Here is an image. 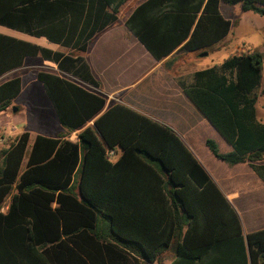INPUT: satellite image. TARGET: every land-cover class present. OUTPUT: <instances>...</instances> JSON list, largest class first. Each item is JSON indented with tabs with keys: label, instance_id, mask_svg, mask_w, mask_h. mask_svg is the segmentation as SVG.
<instances>
[{
	"label": "trees",
	"instance_id": "obj_1",
	"mask_svg": "<svg viewBox=\"0 0 264 264\" xmlns=\"http://www.w3.org/2000/svg\"><path fill=\"white\" fill-rule=\"evenodd\" d=\"M127 1L0 0V25L71 50L0 33V78L39 56L100 89L76 52ZM222 2L264 16V0H146L126 25L157 60L181 45L201 52L232 31ZM263 65L260 51L233 54L183 88L232 146L224 153L208 139L214 156L247 163L264 182ZM35 77L68 132L31 142L25 131L0 149V264H166L169 254V264H264V228L244 233L235 206L172 128L120 103L107 107L102 93L58 72ZM22 89L21 77L0 83V112Z\"/></svg>",
	"mask_w": 264,
	"mask_h": 264
},
{
	"label": "crops",
	"instance_id": "obj_2",
	"mask_svg": "<svg viewBox=\"0 0 264 264\" xmlns=\"http://www.w3.org/2000/svg\"><path fill=\"white\" fill-rule=\"evenodd\" d=\"M144 1L146 0H128L121 7L118 20L94 37L87 52L80 53L89 63L96 79L100 81L101 88L97 89L88 83L81 82L87 84L83 85L91 91L102 93L107 99V107L120 103L172 128L235 205L242 220L244 233L248 234L264 228V219L258 215L264 210V202L260 200L261 205L257 207L251 206L250 203H243L242 199L246 201L247 197L254 193V189L244 183L248 178H255L257 188L263 193L264 182L247 163L231 167L214 156L207 146L208 139L215 140L224 153L232 151V146L184 91L183 84H190L194 73L204 69L202 65H199L203 51H182L179 50L181 45L162 60H157L126 25L128 17ZM0 33L65 52L60 49L63 46L50 42L46 37L31 36L2 25H0ZM232 33L233 31L214 47H217L218 51L222 50ZM46 40L54 44L55 48L46 44ZM38 57H27L23 66L7 72L0 79L5 78L3 80L5 81L21 77L24 85V76L21 72L34 69V62L41 63V67H49L52 71H59L54 62L44 59L40 61ZM58 73L62 74L60 71ZM65 74L62 75L70 78L68 76L70 74ZM119 154L118 152L111 155V159L116 160ZM7 202L1 209L3 212L7 211L10 199ZM249 209H253L255 213L251 223L247 221Z\"/></svg>",
	"mask_w": 264,
	"mask_h": 264
},
{
	"label": "rangeland",
	"instance_id": "obj_3",
	"mask_svg": "<svg viewBox=\"0 0 264 264\" xmlns=\"http://www.w3.org/2000/svg\"><path fill=\"white\" fill-rule=\"evenodd\" d=\"M221 8L223 14L234 21L233 33L227 41V44L223 43L222 50L218 51L216 49L217 47H214L203 51L199 65H202L203 68L219 65L233 54H240L250 50H257L264 54V16L253 11L244 12L241 4L230 5L222 3ZM46 44L55 48V45L48 40H46ZM60 49H63L65 52L71 51L65 47H61ZM80 53L78 51L76 52V54ZM38 59L41 61L42 58L38 57ZM33 66L35 67L34 69L22 70L21 75L24 76L22 92L12 100L11 104L5 110L0 112V149L8 146L14 138L25 131L31 133V142L37 134L58 136L67 133V128L58 120L43 84L35 77V73L40 69H52L49 67H41V63L38 62H34ZM56 72L59 71L56 70ZM262 75L261 87L258 90L257 108L258 117L264 122V65ZM68 76L87 85L71 75ZM4 79H0V82ZM70 138L76 140L77 133H72ZM244 183L248 187L253 188L254 193L250 197H247L246 201L242 198L243 203H250L251 206L256 205L260 207L261 204L259 201L262 200L264 202V193L257 188V180L255 178H248ZM247 212V221L251 223V219H254L253 216H255V213L253 209H249ZM258 215L261 219H264V210L260 214L258 213ZM170 259L171 254L165 257L164 262L168 264Z\"/></svg>",
	"mask_w": 264,
	"mask_h": 264
},
{
	"label": "built area",
	"instance_id": "obj_4",
	"mask_svg": "<svg viewBox=\"0 0 264 264\" xmlns=\"http://www.w3.org/2000/svg\"><path fill=\"white\" fill-rule=\"evenodd\" d=\"M110 155H113V152H110Z\"/></svg>",
	"mask_w": 264,
	"mask_h": 264
},
{
	"label": "water",
	"instance_id": "obj_5",
	"mask_svg": "<svg viewBox=\"0 0 264 264\" xmlns=\"http://www.w3.org/2000/svg\"><path fill=\"white\" fill-rule=\"evenodd\" d=\"M201 55H203V54H201Z\"/></svg>",
	"mask_w": 264,
	"mask_h": 264
}]
</instances>
